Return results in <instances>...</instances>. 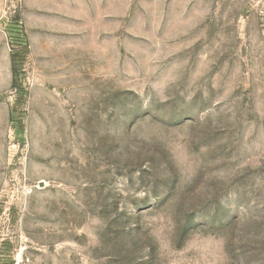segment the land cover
I'll use <instances>...</instances> for the list:
<instances>
[{
	"label": "rangeland",
	"instance_id": "374dc122",
	"mask_svg": "<svg viewBox=\"0 0 264 264\" xmlns=\"http://www.w3.org/2000/svg\"><path fill=\"white\" fill-rule=\"evenodd\" d=\"M0 264H264V0H0Z\"/></svg>",
	"mask_w": 264,
	"mask_h": 264
}]
</instances>
